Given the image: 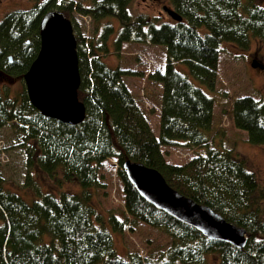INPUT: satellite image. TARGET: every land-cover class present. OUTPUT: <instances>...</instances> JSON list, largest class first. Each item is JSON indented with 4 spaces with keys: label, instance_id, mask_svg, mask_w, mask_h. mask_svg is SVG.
Masks as SVG:
<instances>
[{
    "label": "trees",
    "instance_id": "16d2710c",
    "mask_svg": "<svg viewBox=\"0 0 264 264\" xmlns=\"http://www.w3.org/2000/svg\"><path fill=\"white\" fill-rule=\"evenodd\" d=\"M57 1L11 11L0 20V76L22 85L13 96L0 88V130L8 125L24 150L28 177L38 170L57 185L76 183L80 191L55 194L34 186L36 196L28 204L7 190L0 177V264H207L206 255L218 257L219 264H264V186L243 157L209 146L214 100L175 68L184 65L194 80L214 92L222 44L245 51L254 39L264 48V7L258 0H168L182 19L176 22L132 14V0H92L87 6ZM52 10L69 19L76 39L77 97L85 107L77 125L43 117L30 104L22 79L39 51L40 22ZM74 12L90 19V36L84 37L69 17ZM110 20L119 26L115 53L122 44L163 48V68L147 75L161 89L157 135L125 83L141 74L111 69L103 61L114 33ZM230 117L249 144L264 147L263 101L235 98ZM180 144L197 154L184 164L168 163L162 147ZM107 159L118 164L122 218L113 213L104 217L91 203L94 190L104 188L99 167ZM125 160L157 170L179 194L244 229L245 247L208 240L147 204L127 181ZM137 223L162 231L169 246L155 255L128 252L125 259L118 257L105 225L121 234Z\"/></svg>",
    "mask_w": 264,
    "mask_h": 264
},
{
    "label": "rangeland",
    "instance_id": "374dc122",
    "mask_svg": "<svg viewBox=\"0 0 264 264\" xmlns=\"http://www.w3.org/2000/svg\"><path fill=\"white\" fill-rule=\"evenodd\" d=\"M45 0H0V20L9 12L14 10H29ZM58 0L57 2H60ZM75 4L89 5L92 0H67ZM258 5L264 7V0H258ZM166 6L171 8L168 0H132L129 11L132 14L143 13L150 17H157L160 21L171 20L162 10ZM77 21L78 30L84 37L93 32L90 19L80 17L76 13L71 16ZM114 27V33L110 37L108 45L110 53L104 56L105 64L114 69L120 67L130 70L141 76L128 77L135 89L134 93L140 106L144 109L148 123L155 135L158 134V121L154 114L158 106V85L147 80L148 73L158 68L164 61L163 49H149L147 46L138 44H122L120 51L115 53L113 40L115 39L119 26L115 20H110ZM106 23L105 20L101 24ZM204 34V29L199 30ZM264 48L251 39L248 50H240L230 44H222L217 67V85L214 92L194 80L187 68L182 64H176L175 68L196 87L214 100L213 121L210 130L211 141L209 146L219 149H229L246 162V168L252 172L261 186H264V147L253 146L246 141L244 132L233 127L230 108L233 99L250 96L264 102V69L259 70L252 64L263 63ZM156 85V86H155ZM0 88H7L11 96L22 89L19 81L0 76ZM133 91V89H132ZM198 150V149H196ZM165 159L171 164H184L197 151H192L183 145L162 147ZM26 156L24 150L18 146L8 125L0 130V177L3 179L4 187L16 193L26 203L31 204L35 199L37 191L41 192H67L75 194L80 187L73 182L55 184L40 171H31L30 177L26 168ZM103 189L94 190L92 205L96 211L107 217L113 213L117 217H123V187L118 178V164L114 159L105 160L99 167ZM27 178L29 180L27 181ZM33 182L34 185H31ZM106 231L111 235L115 252L118 257L125 259L128 252H136L142 257L155 255L156 252L164 251L169 246V238L159 230H155L145 224L137 223L132 228H126L123 233H115L105 225ZM45 242L49 237L45 236ZM207 264H219V258L214 255H206Z\"/></svg>",
    "mask_w": 264,
    "mask_h": 264
},
{
    "label": "water",
    "instance_id": "95a60500",
    "mask_svg": "<svg viewBox=\"0 0 264 264\" xmlns=\"http://www.w3.org/2000/svg\"><path fill=\"white\" fill-rule=\"evenodd\" d=\"M162 10L171 20L181 22V17L172 9L163 6ZM39 37V51L22 78L28 100L45 118L67 125L80 124L85 117V107L77 97L80 77L76 39L69 19L58 10L45 13ZM252 66L264 69L263 63L254 62ZM122 170L138 195L156 210L192 227L208 240L238 250L245 247L247 234L244 229L179 194L157 170L130 160L123 162Z\"/></svg>",
    "mask_w": 264,
    "mask_h": 264
},
{
    "label": "crops",
    "instance_id": "0c3cea01",
    "mask_svg": "<svg viewBox=\"0 0 264 264\" xmlns=\"http://www.w3.org/2000/svg\"><path fill=\"white\" fill-rule=\"evenodd\" d=\"M157 48H161V47H149V49H157ZM161 49H163V48H161ZM163 52V54H164V51H162ZM164 61H165V57H164V59H163ZM164 61L161 63V65L158 67V68H155V69H162L163 68V66H164ZM149 74V73H148ZM150 82V81H149ZM126 86L128 87V89H129V91L132 93V95L136 98V94L134 93V88L131 86V84H130V82H128L127 80H126ZM152 83V82H151ZM156 86V85H155ZM132 89H133V91H132ZM160 93H161V89H160V86L158 85V106H157V108H156V111H155V115H156V118H157V121H158V115H159V99H160Z\"/></svg>",
    "mask_w": 264,
    "mask_h": 264
}]
</instances>
